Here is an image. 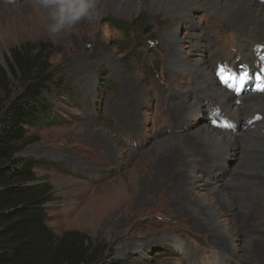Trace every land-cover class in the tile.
Instances as JSON below:
<instances>
[{
  "label": "rangeland",
  "instance_id": "1",
  "mask_svg": "<svg viewBox=\"0 0 264 264\" xmlns=\"http://www.w3.org/2000/svg\"><path fill=\"white\" fill-rule=\"evenodd\" d=\"M151 2L97 0V19L81 20L69 32L54 38L48 32L45 11L34 0H0V67L11 83L0 88V98L8 100L5 104L11 102L23 91L22 83L28 78L20 82L16 77L23 73L14 75L10 68L15 51L25 59L31 77L40 70L54 77L43 95L52 105L56 120L48 127L29 128L16 155L48 162L47 167L37 169L38 176L48 178L53 188L52 200L47 204L48 224L58 236L78 234L67 246L87 249L91 264H264V244L257 254L252 250V241L264 227V200L263 207L256 210V214H263L262 220L252 223L253 229L245 234L250 239L242 245L240 238H234L237 249L230 253L223 249L219 254L209 229L199 227L207 222L194 212L183 215L182 203H173L172 181L153 175L156 158L171 147L157 145L173 133L194 130L221 112L220 105L206 102L213 105H199L201 112L189 123L182 119L176 123L163 103V99L184 103L181 99H188L196 75L195 69L177 75L176 70L166 66L170 17L178 20L175 27L181 45L190 44V40L194 44L198 38L193 35L199 34L203 46L211 48L206 50L207 59L212 49L218 52L210 72L224 61L238 63L240 57L234 46L239 47L237 34L225 29L219 18L206 9L165 14ZM113 22L127 23L128 30ZM261 46L264 44L251 46L254 60L257 51H264ZM228 68L235 71L233 65ZM168 88L183 96L179 98ZM202 94L192 90V103L202 102ZM132 96L140 97L142 103L138 131L128 121L131 104L132 111L138 109ZM107 145L115 149L116 163L109 158ZM132 151L136 153L133 157ZM240 156L239 152L230 156L226 167L215 166L211 175L193 173L190 188L199 193L202 204H210L211 208L215 203L211 183L204 184L205 180L212 178L222 188H228V179ZM128 159L133 166L128 165ZM147 178L154 185H148ZM119 185L123 186V196L117 194ZM228 214H213L208 222L218 232H232L238 222ZM131 233L133 237L128 238ZM225 243L228 240L216 245Z\"/></svg>",
  "mask_w": 264,
  "mask_h": 264
},
{
  "label": "bare ground",
  "instance_id": "2",
  "mask_svg": "<svg viewBox=\"0 0 264 264\" xmlns=\"http://www.w3.org/2000/svg\"><path fill=\"white\" fill-rule=\"evenodd\" d=\"M151 3L157 4L158 10L165 14H182L191 8L194 10L199 8L206 9L207 12L209 11L219 18L225 29L232 30L238 36L239 47L233 45L237 47L235 53L238 58L240 57V62L237 63L235 60H233L234 63L231 60L221 62V65L227 67L233 65L237 69L236 71L240 69V64L254 61L252 45L264 44V3L262 0H152ZM170 21L172 28L167 30L169 45L165 59L166 66L171 70H176L175 74L177 75L191 73L192 69H195L196 75L192 78L191 84L193 85L188 92V99H181L184 103L167 102L165 99H163V103L170 109L176 123L180 122L181 119L183 122L189 123L194 115L201 112L199 105H208L206 102L213 101L218 104L217 106L220 105L221 112L217 116L208 117L209 122L197 126L194 130L181 135H173L175 134L173 133L167 137L164 143L157 145L163 147L171 144V147L167 151H162L156 158L153 175L162 176L172 181L175 206H180L182 203L183 206L180 207V210L183 215L188 216L190 212H194L198 219L206 221V226L196 222L202 229H209L213 236L212 243L219 250V254L223 249L226 253H230V251L237 249L232 240L240 238L242 245H244V241L250 239L245 234L253 229L251 224L262 220L261 215L263 214H256V210L263 204L264 200L262 193L264 191V153L262 152L264 150V92H254L252 89L254 84L259 85L258 83L261 82L260 78L257 77L242 82L244 89H241L243 85H239L240 82L239 84L235 83V80L231 81L233 87L223 83L222 76L226 79L228 74L219 72L221 65L216 67V72H210V66L214 65V60L216 58L218 60V52L213 53L212 49V53L207 59L206 50L211 48L203 46L199 34L193 35L198 38L194 44L191 45L192 40H190V44L181 45L179 31L175 27L178 20L174 16L170 17ZM227 45L232 46V44ZM200 53L205 54V57ZM262 53L264 56V51ZM256 65L259 66L260 72H264V60L258 61ZM235 86H238L240 90L235 91ZM192 90L203 93L202 102L192 103L190 100ZM168 91L173 93V90L169 88ZM173 94L179 98L183 96L177 95V93ZM132 99L138 109L136 112L132 111L131 104L130 111L127 112L129 119H127L132 128L138 131L141 127L142 111L139 108L142 103L140 97L132 96ZM212 105L209 104L208 106ZM210 110L215 113L214 109L210 108ZM257 116L262 119H256ZM214 119L227 120L233 126L230 128L218 127L212 122ZM111 146L107 145L108 156L116 163L115 149ZM133 152L132 157L136 154ZM237 152L241 153V156L238 160V166L231 171L228 188H222L217 182L212 181V178L208 179L207 182L205 180L204 184L209 185L211 183L209 189L215 194L212 197L215 198V203L211 205V208L208 207L209 203L208 206L202 204L199 193L190 188L195 176L193 173L200 172V174L211 175L215 166L226 167L229 157L236 155ZM207 155L210 156L207 157ZM123 157H127V155H123ZM133 164L134 162L131 160L128 165L133 166ZM135 173L133 172L134 175ZM146 182L148 185H154L150 178H147ZM118 188L117 194L123 196V186L119 185ZM190 195L193 196V199H189ZM115 203L116 201L112 202V207ZM222 213L231 214L232 219L238 222L232 232H225L224 230L218 232L216 227H213L214 224L208 222L211 215L218 216ZM261 224L264 226V219ZM132 237L133 233L129 234L128 238ZM225 240H228L229 243L222 246L216 245ZM262 244H264V227L259 237L252 241V250L255 251L253 252H258Z\"/></svg>",
  "mask_w": 264,
  "mask_h": 264
},
{
  "label": "trees",
  "instance_id": "3",
  "mask_svg": "<svg viewBox=\"0 0 264 264\" xmlns=\"http://www.w3.org/2000/svg\"><path fill=\"white\" fill-rule=\"evenodd\" d=\"M113 23L128 30L125 22ZM13 56L12 72L23 73L16 79L22 82L28 78L22 83L23 91L11 102L5 104L8 100L0 98V264H91L87 249L67 246L78 234L58 236L48 224L47 204L53 188L48 178L37 172L48 162L16 155L29 128L48 127L56 116L43 95L54 77L43 70L31 77L23 56L17 51ZM8 82L7 72L0 67V88H7Z\"/></svg>",
  "mask_w": 264,
  "mask_h": 264
},
{
  "label": "clouds",
  "instance_id": "4",
  "mask_svg": "<svg viewBox=\"0 0 264 264\" xmlns=\"http://www.w3.org/2000/svg\"><path fill=\"white\" fill-rule=\"evenodd\" d=\"M45 11L48 32L54 38L69 32L81 20L92 21L99 16L97 0H34Z\"/></svg>",
  "mask_w": 264,
  "mask_h": 264
},
{
  "label": "snow or ice",
  "instance_id": "5",
  "mask_svg": "<svg viewBox=\"0 0 264 264\" xmlns=\"http://www.w3.org/2000/svg\"><path fill=\"white\" fill-rule=\"evenodd\" d=\"M261 48L264 49V46H261ZM261 60H264V56L261 57ZM219 72L228 74L226 79L222 76V82L230 87H233V85L231 84L232 80L246 82L249 79H255V77L252 74H250V72L247 70V68L244 65H241L238 71L230 70L226 65H221ZM260 80L264 81V76L260 77ZM234 90L239 91L240 89L238 86H235ZM256 90L264 92V83H262V85ZM256 119H262V118L257 116ZM212 122L218 127L230 128L233 126L227 120L214 119Z\"/></svg>",
  "mask_w": 264,
  "mask_h": 264
}]
</instances>
